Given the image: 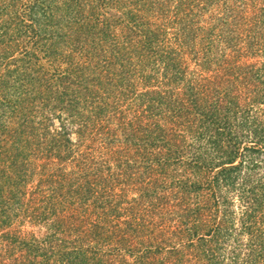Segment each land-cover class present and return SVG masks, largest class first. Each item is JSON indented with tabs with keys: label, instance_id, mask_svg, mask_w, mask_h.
Masks as SVG:
<instances>
[{
	"label": "trees",
	"instance_id": "obj_1",
	"mask_svg": "<svg viewBox=\"0 0 264 264\" xmlns=\"http://www.w3.org/2000/svg\"><path fill=\"white\" fill-rule=\"evenodd\" d=\"M216 2L0 0V264H264V183L238 193L247 243L231 210L242 164L264 156L236 117L264 87L248 63L264 54V8L234 1L197 26ZM205 131L215 156L184 158ZM115 134L114 174L92 145ZM169 166L194 181H168Z\"/></svg>",
	"mask_w": 264,
	"mask_h": 264
},
{
	"label": "rangeland",
	"instance_id": "obj_2",
	"mask_svg": "<svg viewBox=\"0 0 264 264\" xmlns=\"http://www.w3.org/2000/svg\"><path fill=\"white\" fill-rule=\"evenodd\" d=\"M227 1L228 0H217L216 3L211 4L210 6L204 7L203 10L200 12V14H201L200 20H199L200 23L197 24V26H199V25L204 26L205 28H208V29L211 26H215L217 24V18H220L221 8H223L225 4L232 5L234 1H238V0H229V2H227ZM256 1L262 2V3L260 5L256 4L255 9L256 8L257 9L258 8H264V0H256ZM109 14H113V13L109 12ZM196 40H197L196 41L197 44L195 47L197 50V48H199L201 46L203 47L202 36H201V38L199 37ZM27 46L31 47L30 45H27ZM210 47H212L213 50H215L216 53H218V55L220 54L219 50L222 51V49H221L222 47H220L217 43H214ZM22 50H24V48L19 50V53ZM9 61H12V60L9 59L7 62H9ZM40 63L44 66V68H46L48 70V65L46 64L45 60L41 59ZM248 63H253V64L257 63V66L264 64V54H261L260 56H258L256 58L249 59ZM66 67H67L66 64L63 63L60 68L63 69ZM213 68L214 67H212V69ZM8 69H10V68L4 67V70L2 71L0 69V72H4ZM211 74H212V72L208 73L207 75H211ZM238 86H239V84H238ZM180 88L181 87H178V89H175V90L179 91L181 93ZM241 88L242 87L240 86V89ZM260 92H261V93H259L260 95L258 94L260 96V99L259 98L255 99L254 102L251 103L252 105L250 107L246 106V109L248 108L249 111L244 113L245 116H242L239 113H237L236 117H238V118L239 117H245V118L249 119L251 122H254V126H252V127H258V132H259L258 134H261V136H263L264 135V87H263V89L260 88ZM238 94H239L240 98L243 96V92L238 93ZM243 100H245V98H242L240 100V104L242 105L241 107L247 105V104L243 103V102H245ZM132 103H133V101L129 102V104H132ZM134 104H137V102L134 101ZM124 109H125V106H124ZM127 112H128V114H127L128 120H130V122H133V123H138L135 120V116H138V114H139L137 106H132V108H130V107L127 108ZM232 119H233V117H232ZM54 122H55V125H59L58 120H55ZM161 124L165 125L163 121H161ZM68 126H69V123H68ZM70 127L73 130L75 129V127H73L72 125H70ZM111 128H112V132H113V130L117 131L116 121L112 122ZM72 132L74 133V131H72ZM202 134L203 135H199V136H198V134H195V136H197V137H195V139H191V137H187L186 140H187V144L189 145V148H188L189 150H187L186 154L184 155V158H186V156H189V154L191 152H193L195 154L197 153L199 155L203 154V155H210L211 157L215 156L216 150L213 149L214 145H211L212 139L209 138L210 135L213 133H209V131H207V132L205 131V132H202ZM120 137L121 136H118L115 134L113 137L109 138L107 135V138H109L108 140L110 141V145H109V147H107V149H103V150L101 149L102 147H104L103 143H101V142L95 143L92 145L93 146L92 152H93V156H95V158H97V159H102V158L108 159L107 157H111L107 164L110 165L109 169L114 174L117 173L118 169H120V167H118V162H115L117 159V156H118L117 152L119 150H121V148H122V145H120L119 141H118ZM247 137H249V135ZM196 138H197V140H196ZM71 140L74 143H76V140H77L76 134L71 135ZM248 146H249V144H248ZM107 153H108V155H107ZM112 154H115V155H112ZM255 156H256L255 160L252 162V164L244 163L241 166L242 168H241L239 177H242V178L243 177H249L248 175H250V179L248 181V184L247 185L245 184L242 187V189L240 190V187L238 188V186H240L241 183H244V181H243L244 178L243 179L238 178V181H236V184H237L236 188H238V190L233 192V194L231 196L232 197V207H231L232 209L231 210H233V215L235 217V220H234L235 233H236V235L238 234L240 236L238 238H241V240L244 243H247V235L245 233L241 232V227H240L241 222L240 221L243 218V211L245 210L244 209L245 207H244L243 202L239 199L238 193H240V191L247 192V191H249V189L251 190L255 186H258L259 184L264 183V156H262V155L258 156L257 154ZM239 159H241V158H238L235 161L234 165H237V163H239ZM214 162L216 163L217 161H214ZM174 168H175L174 166H169L166 169L168 171V172H166L168 181H174L176 178H182L183 179V178H187V177H190L191 182L194 181V179H195L194 175L190 172L189 173L186 172V168L182 167L181 169L173 170ZM220 168L221 167L216 168L214 170V172L218 171ZM20 229L24 232H32L37 236L44 234V232L46 233V230H44L42 227L32 226V225H30V223H28V221L21 224Z\"/></svg>",
	"mask_w": 264,
	"mask_h": 264
}]
</instances>
